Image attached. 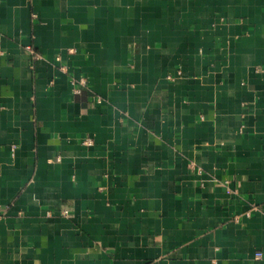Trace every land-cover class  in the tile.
I'll return each instance as SVG.
<instances>
[{"label": "crops", "instance_id": "1", "mask_svg": "<svg viewBox=\"0 0 264 264\" xmlns=\"http://www.w3.org/2000/svg\"><path fill=\"white\" fill-rule=\"evenodd\" d=\"M258 250L264 0H0V264Z\"/></svg>", "mask_w": 264, "mask_h": 264}, {"label": "built area", "instance_id": "2", "mask_svg": "<svg viewBox=\"0 0 264 264\" xmlns=\"http://www.w3.org/2000/svg\"><path fill=\"white\" fill-rule=\"evenodd\" d=\"M81 83H85L86 82V80L85 79H80L79 80ZM73 83L74 84H76V80H73ZM76 90H79V88H76ZM64 213H68V210H64ZM263 251L262 250H258L257 252H256V258H258V259H261V258H263Z\"/></svg>", "mask_w": 264, "mask_h": 264}]
</instances>
